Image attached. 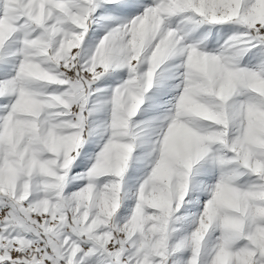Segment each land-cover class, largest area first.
<instances>
[{
  "label": "snow or ice",
  "instance_id": "obj_1",
  "mask_svg": "<svg viewBox=\"0 0 264 264\" xmlns=\"http://www.w3.org/2000/svg\"><path fill=\"white\" fill-rule=\"evenodd\" d=\"M0 264H264V0H0Z\"/></svg>",
  "mask_w": 264,
  "mask_h": 264
}]
</instances>
